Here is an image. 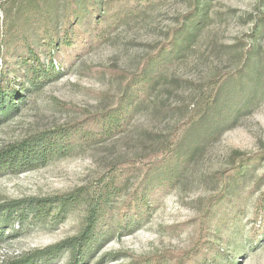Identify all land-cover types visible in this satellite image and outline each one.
Listing matches in <instances>:
<instances>
[{
  "label": "rangeland",
  "instance_id": "rangeland-1",
  "mask_svg": "<svg viewBox=\"0 0 264 264\" xmlns=\"http://www.w3.org/2000/svg\"><path fill=\"white\" fill-rule=\"evenodd\" d=\"M52 144L0 169V264H264V0H0V150Z\"/></svg>",
  "mask_w": 264,
  "mask_h": 264
},
{
  "label": "trees",
  "instance_id": "trees-1",
  "mask_svg": "<svg viewBox=\"0 0 264 264\" xmlns=\"http://www.w3.org/2000/svg\"><path fill=\"white\" fill-rule=\"evenodd\" d=\"M194 17L195 18H188L187 23L180 30L179 37H177L175 44H174V50H172L170 54L164 55L161 53L158 55L159 57L157 59L156 58H153L151 60L149 59L150 61H148V63L145 65L144 70L141 72V76H144L146 74V76L149 77V78H146V81H148L146 83L148 84L149 88L142 89L143 91L145 90L147 91V93L143 92L145 95H149V90L155 89L157 83L160 82V80L163 77V75H160V74L159 75L161 77L159 75L156 76L157 75L156 71H162L164 69V65L167 64L171 59L180 58L187 50L190 49L191 42L194 41V38L199 31V29L196 28L198 25L197 20L199 16L196 15ZM157 68L158 70H156ZM221 95L225 96L222 102H220ZM232 95H233V91L224 90L223 92H221L220 95H218L217 97H214L215 99H213V102H214L213 104H212V101L211 103H209V105H211V108L204 114L205 119L208 120V123L206 124L208 128L206 129V131H209L212 128L210 127V123H212V125L215 124V126H218L219 123H224L228 120V118L224 116L225 115V104L232 101V99L234 98ZM132 96L133 95H130V98H128L129 100L127 99L128 102L130 103L132 102V104L138 102V100ZM140 104L142 103L140 102ZM12 105H14L13 101H11L9 105H7V107L8 108L13 107ZM128 109L129 108H127L126 111H128ZM126 118H127V113H124V110H115V111L107 112L100 120L96 121V124L101 127L100 128L101 130L99 132L101 133L100 136L103 137L102 135H106L107 133L111 134L113 132H116L120 128H122L123 125L125 126L128 123V122H125ZM54 148H56V145L52 144L48 146V149L47 148H37L36 146L34 147L14 146L8 151L0 150V169L5 167L3 169L11 173L32 169L47 159L48 152L46 151H49ZM22 204L23 202L21 200H16L15 202L9 204L8 206L1 205L0 206V222L3 221L2 220L3 217L1 214L4 211H9V213L16 212L21 209ZM32 261H33L32 257H28L26 259L15 261L10 264H30Z\"/></svg>",
  "mask_w": 264,
  "mask_h": 264
}]
</instances>
